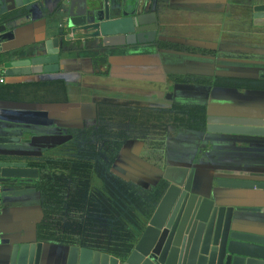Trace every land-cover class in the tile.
Instances as JSON below:
<instances>
[{"label": "crops", "instance_id": "crops-1", "mask_svg": "<svg viewBox=\"0 0 264 264\" xmlns=\"http://www.w3.org/2000/svg\"><path fill=\"white\" fill-rule=\"evenodd\" d=\"M0 14L27 9L28 16L9 21L12 34L0 44V64L21 50L43 46L57 36L48 31L56 1L23 8L1 0ZM264 0H153L159 38L211 50L212 55L164 51L156 44L102 48L95 41L74 44L61 57L56 74L8 77L6 84L25 85L64 80L67 102L50 101L46 91L26 93L17 100L0 97V162L33 163L68 142L97 119L102 104L137 108H170L174 103L206 106L208 115L264 117V88L238 91L212 86L176 85L173 75L240 78L264 85V27L254 24V7ZM103 58L106 62L97 61ZM6 70V68H5ZM186 96L183 97L182 93ZM173 95L172 99L167 96ZM53 99V98H52ZM162 145L127 141L113 164L127 181L144 187L169 179L183 182L195 169L197 186L212 187L218 178L264 182V138L210 135L170 128ZM40 173V172H39ZM36 181V179H35ZM30 183L3 184L0 210V264H7L16 244H43L40 264H66L69 247L45 243L39 225L44 220L41 195ZM218 191H229L218 189ZM238 205L260 211L238 212L247 231L264 235V191L236 190ZM238 199V200H237Z\"/></svg>", "mask_w": 264, "mask_h": 264}, {"label": "water", "instance_id": "water-1", "mask_svg": "<svg viewBox=\"0 0 264 264\" xmlns=\"http://www.w3.org/2000/svg\"><path fill=\"white\" fill-rule=\"evenodd\" d=\"M13 1L23 8L37 1L45 6L47 0ZM50 1H56L57 10L48 31L57 29V36L43 46L11 53L4 62L8 77L59 73L62 55L74 44L85 47L95 41L102 48L119 49L156 44L159 39L153 0ZM253 10L254 24L264 27V1ZM11 36L6 25L0 27V44ZM206 133L264 138V117L208 115ZM6 141L0 138V143ZM195 172L191 169L183 182L168 180L157 209L128 257L70 246L66 264H264V235L247 231L237 216L260 208L242 207L232 195L236 190L264 191V182L225 177L205 188L196 185ZM39 176V169L27 162H0L3 184H32ZM42 247L41 243L16 244L7 264H40Z\"/></svg>", "mask_w": 264, "mask_h": 264}, {"label": "trees", "instance_id": "trees-1", "mask_svg": "<svg viewBox=\"0 0 264 264\" xmlns=\"http://www.w3.org/2000/svg\"><path fill=\"white\" fill-rule=\"evenodd\" d=\"M27 9L0 15V27L28 16ZM159 49L178 53L208 54L211 50L159 38ZM3 60L0 58V63ZM99 62H106L98 58ZM175 84L217 88L260 90L263 84L240 78H205L200 75H173ZM32 94L46 91L50 101L61 97L67 102L64 80L25 85H0V97L17 100L22 89ZM53 98V99H52ZM208 110L200 104H174L170 108H137L102 104L97 119L77 131L47 158L32 164L40 176L35 187L41 195L44 220L39 225L45 243L81 246L126 258L134 250L157 209L167 183L144 187L119 176L113 164L127 141H150L162 145L167 129L206 133ZM157 123L163 136L150 139L147 124ZM139 134V136L137 135ZM140 134H143L140 136ZM160 139V140H158ZM105 144V148L104 147Z\"/></svg>", "mask_w": 264, "mask_h": 264}, {"label": "built area", "instance_id": "built-area-1", "mask_svg": "<svg viewBox=\"0 0 264 264\" xmlns=\"http://www.w3.org/2000/svg\"><path fill=\"white\" fill-rule=\"evenodd\" d=\"M7 82L6 70L3 65L0 64V85H4ZM3 197V184L0 182V210H1V202ZM2 243V235L0 232V245Z\"/></svg>", "mask_w": 264, "mask_h": 264}, {"label": "rangeland", "instance_id": "rangeland-1", "mask_svg": "<svg viewBox=\"0 0 264 264\" xmlns=\"http://www.w3.org/2000/svg\"><path fill=\"white\" fill-rule=\"evenodd\" d=\"M146 126H149L148 127V130H153V131H151V135L149 136V140L150 139H155V138H159V137H161V136H163V131H159V129H161V128H157V127H160L159 125H157V123H151V124H147ZM167 131H168V129H167ZM138 136H139V134H137ZM143 134H140V136H142ZM158 140H160V139H158ZM103 148H105V144H104V147Z\"/></svg>", "mask_w": 264, "mask_h": 264}, {"label": "flooded vegetation", "instance_id": "flooded-vegetation-1", "mask_svg": "<svg viewBox=\"0 0 264 264\" xmlns=\"http://www.w3.org/2000/svg\"><path fill=\"white\" fill-rule=\"evenodd\" d=\"M189 53H192V52H189ZM173 84H175V83H173ZM176 85H184V84H176ZM185 85H188V84H185ZM189 85H193V84H190V83H189ZM193 86H199V87H200V86H203V85H193ZM182 96L185 97L186 94L183 92V93H182ZM174 104H178V103H174ZM120 106H122V105H120ZM91 124H94L93 121L90 122V123H88L87 125L83 126L82 129H81V131H82L84 128H87L88 126H90ZM203 134H205V133H203Z\"/></svg>", "mask_w": 264, "mask_h": 264}]
</instances>
